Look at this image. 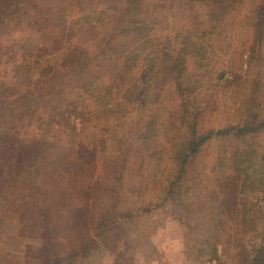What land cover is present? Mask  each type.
Instances as JSON below:
<instances>
[{"label": "trees", "instance_id": "obj_1", "mask_svg": "<svg viewBox=\"0 0 264 264\" xmlns=\"http://www.w3.org/2000/svg\"><path fill=\"white\" fill-rule=\"evenodd\" d=\"M155 1L0 0V56L6 60L10 48V64L24 68L23 76L14 77L20 91L8 87L10 100L0 80V209L10 208L11 226L18 228L10 243L21 234L39 240L35 246L47 256L45 264L88 262L113 229L137 227L139 219L148 223L165 203L184 227L182 264L219 259L220 242L234 253L219 264H264V199L257 194L264 195V106L257 96L264 74V0H166L163 9L162 0ZM75 13L80 17L70 30L78 24L82 36L113 27L94 57L89 49L75 51L74 67L58 86L44 64L48 56L35 53L39 45L32 39L58 28L60 35L62 21ZM179 16L178 28L172 27ZM127 20L125 31L117 29ZM15 45L23 46V56L13 55ZM228 69L232 75L226 78ZM140 73L146 89L137 82ZM31 74L39 77L31 99L15 98L31 85ZM111 75L124 77L134 94L148 90L152 109L146 111L142 102L121 114L122 94L103 83ZM91 97L104 100L111 113L100 131L90 128L80 101ZM44 103L48 109L38 117ZM126 120L132 130L124 131ZM162 167L171 168L172 180L154 204L144 199L143 182L155 179ZM219 176L237 182V208L220 205ZM29 228L34 231L28 235ZM70 242L81 248L66 251ZM35 246L27 245L29 252Z\"/></svg>", "mask_w": 264, "mask_h": 264}, {"label": "rangeland", "instance_id": "obj_2", "mask_svg": "<svg viewBox=\"0 0 264 264\" xmlns=\"http://www.w3.org/2000/svg\"><path fill=\"white\" fill-rule=\"evenodd\" d=\"M150 2L156 3L155 0H149ZM125 4V1H123ZM159 3H162L161 9L168 6V1L162 0ZM157 5V3H156ZM125 6V5H124ZM124 11V9H123ZM76 16V13H75ZM195 13H192L191 17H194ZM80 17L76 16V18L68 17L67 22L62 21L64 23L63 29L60 28V35L57 33L59 32V28L57 29V32L53 35H45L42 40L41 38H33L32 41H35L32 43V45H39L38 48L35 49V53L39 54L38 52L48 56L47 61L44 64L46 68H51V73L55 74L57 76V85L61 86L63 82L65 83V79L67 78L66 73L68 71H72L74 67L73 59L75 60L74 53L77 49L80 47L83 49H89L91 57H94V50L98 46V43L104 39V37H108L111 33L112 25L106 28H98L95 31L93 30L91 36H82L81 32L79 31V25L77 24L75 27H73L72 30H70V25L73 20H78ZM62 18V16L59 17V20ZM182 17L179 16L176 21L173 22L172 27L178 28L177 26L179 23H181ZM120 24L121 26L118 27L120 31H125L127 25ZM72 27V25H71ZM13 28V27H12ZM11 28V31H12ZM3 32H8V29H3ZM234 32H238L237 29L234 28ZM141 33V32H139ZM138 33V34H139ZM8 37L6 36L5 42L8 44L7 48L10 47V33H7ZM21 35V34H20ZM135 33H125L123 36L125 38H135ZM60 36V38H57ZM20 36H17V40H19ZM139 38V37H138ZM88 39H90L91 44L95 45L90 48H87V46L90 44L88 42ZM140 39V38H139ZM19 42H17L18 44ZM26 43V42H23ZM16 44V45H17ZM123 44V43H122ZM15 45V46H16ZM50 48H53V52L50 51ZM25 49H23V46H16L13 49V55L23 56L22 52ZM51 53V54H50ZM48 54V55H47ZM80 53L77 55L78 58H80ZM263 57H264V50H263ZM84 59V58H82ZM86 60V58H85ZM222 64V63H221ZM226 65L223 63V70H226ZM24 68L21 69V71L17 70V68L14 69V65L10 64V48L7 50V56L6 60H3V58L0 56V80L4 83L2 87H11L13 85L14 89L20 91L19 82H16L14 77L18 78V75L23 76L21 73L24 71ZM261 69H264V65H262ZM76 70V69H75ZM30 71H35L34 67H30ZM78 71V70H77ZM237 72V69L234 70ZM7 72V73H6ZM231 70L228 69V73L225 75L226 78L231 77L232 73H230ZM18 75H17V74ZM238 73V72H237ZM7 74V75H6ZM25 74H26V68H25ZM37 74H31L30 76V84H25L24 87H26V90L23 93L18 94L14 96L17 99H23L25 101L31 99L30 98V90L33 89L35 83L39 80V77L36 76ZM72 75V74H71ZM141 73L136 75L137 82L140 83L141 86H144L146 89L147 82L146 77L142 80L141 79ZM254 75V74H253ZM24 77H26L24 75ZM51 77V76H50ZM54 77V76H53ZM96 77H100L97 76ZM120 75L116 78L114 75H111V77H107L104 84L112 85L113 90L116 94H122V96L117 100L118 103H120L123 107V110L121 111V114L124 113V111L127 110L128 107H132L133 105H142V102H144L146 111H149L152 109L151 104L149 102L150 97L147 94L146 91L143 92L141 95L134 94V92L131 91L130 84L122 77V79H119ZM29 78V77H28ZM65 78V79H64ZM225 78V79H226ZM20 79V78H19ZM55 79V80H56ZM258 98L259 101L264 106V74L258 77ZM77 81V80H76ZM16 82V83H15ZM78 86L77 83L72 84V89L75 86ZM0 87V88H2ZM32 87V88H31ZM9 92L5 91L4 96L6 97V100H10V88ZM27 91V92H26ZM9 94V95H6ZM92 100L87 99H81L80 101L83 102L85 112L87 113L88 121L92 124L91 129L100 131V125L105 124L103 121H108L110 118V111H107V107L103 106V102H96V98H92ZM46 103V101H45ZM42 104V108L40 113L38 114V117L42 115L44 111H47L46 105ZM89 107V108H88ZM88 108V110H87ZM140 110H133L131 114L134 115L138 114ZM34 118V117H31ZM129 118V117H127ZM116 122V120H113ZM111 121V122H113ZM32 120L28 121V123H31ZM76 128L78 131L81 130V117H76ZM114 122L112 124H114ZM126 123H131L130 120L124 121V131L126 130H132L128 128ZM119 128V127H118ZM136 130V127L133 131ZM123 131V132H124ZM40 133V130L36 131V134ZM133 134V132H132ZM100 137V136H98ZM95 137V138H98ZM88 141V140H87ZM163 168V169H162ZM160 170L155 173L156 178H152V180H145L143 184L145 183L147 185L146 189V195L144 196V199L146 200L151 199L152 203H158L163 200V194H162V185L166 182H169L172 180V171L170 167H162ZM155 180H158L159 182L157 184H154ZM217 189H218V195H219V201L220 205H223L225 209H231V208H237L240 205V199L237 196V182H235V179L232 177H224L219 176L217 177ZM145 186V185H144ZM257 194L264 199V195L260 193V191L257 192ZM165 210L158 212V215L155 214L153 217H150L149 222H142L141 219L137 222V227H133L128 230H125V228L121 229H113L111 232V237L109 242L106 246H103V242H97V244L102 245L101 250L100 248L98 251H96L94 248L91 251V260L86 262L85 260H80L78 263L75 264H135L131 261V254H134L135 258H139L136 262V264H182L181 258H180V251L183 247L184 242V227L181 223L177 222L173 219V215L171 214L174 210V207L170 203L164 204ZM29 213V212H28ZM31 214L28 215L30 219ZM31 221V220H28ZM11 213L10 208H6V204L0 209V264H45V260L47 259L45 255H40V249L36 247L35 245L39 246V240L33 239V238H26L23 236H15L12 244L10 243L11 234L13 231L18 228L15 226H11ZM16 229H15V228ZM157 227V228H156ZM164 227V228H163ZM156 228V231H155ZM138 231L137 234H130L129 230H135ZM28 235L31 231L34 230H28ZM155 231V232H154ZM92 230L89 233V235H92ZM35 234V233H34ZM78 234V239L83 237L84 235ZM33 235V234H31ZM98 240L97 237L94 235L92 236ZM226 241V240H225ZM227 242V241H226ZM34 245V249L29 252L27 245L29 244ZM228 243V242H227ZM64 246H66L65 250L67 249H73L81 248V246L75 242L73 244L65 243ZM72 247V248H71ZM104 247V248H103ZM218 255L219 259L221 260H229V257H226V255L230 252V254L234 253V250L228 251L224 248V243L220 242L218 243ZM36 248V249H35ZM91 248V245H90ZM103 248V249H102ZM115 249V251H113ZM71 250V252L73 251ZM263 251V257H264V249ZM65 252V251H64ZM113 252V253H112ZM112 253V254H111ZM49 256L48 258H50ZM120 258V262L117 263L116 259ZM219 259L209 261L208 264H219ZM66 260L62 261L61 264H69L65 263ZM183 263L184 260L182 259ZM48 262V261H47ZM48 264V263H47ZM52 264V263H49ZM73 264V263H70Z\"/></svg>", "mask_w": 264, "mask_h": 264}]
</instances>
